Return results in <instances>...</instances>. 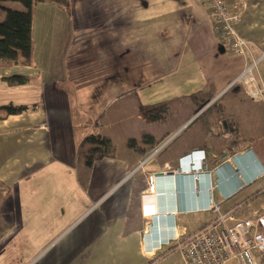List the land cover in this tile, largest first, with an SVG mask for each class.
I'll use <instances>...</instances> for the list:
<instances>
[{
    "label": "crops",
    "instance_id": "1",
    "mask_svg": "<svg viewBox=\"0 0 264 264\" xmlns=\"http://www.w3.org/2000/svg\"><path fill=\"white\" fill-rule=\"evenodd\" d=\"M227 3L240 14L242 55L221 43L203 0H72L67 52L49 45L37 62L31 34L33 64L0 65V104L34 105L0 111V264H170L180 260L175 237L214 217L211 201L234 209L233 220L264 211V91L253 98L236 82L255 61L264 84V0ZM42 38L58 39L48 29ZM14 73L32 79L8 85ZM160 75L174 79L164 99L202 90L209 102L186 95L190 103L168 102L162 120H146L136 83ZM91 132L114 153L86 166L77 147ZM143 133L157 147L172 138L154 154L128 145ZM195 149L206 168L178 171Z\"/></svg>",
    "mask_w": 264,
    "mask_h": 264
},
{
    "label": "built area",
    "instance_id": "2",
    "mask_svg": "<svg viewBox=\"0 0 264 264\" xmlns=\"http://www.w3.org/2000/svg\"><path fill=\"white\" fill-rule=\"evenodd\" d=\"M215 34L231 53L242 55L248 51L246 41L234 29L240 19L239 11H232L227 0H203ZM255 61L246 65L236 82L244 85L251 97L264 91L258 86L252 69ZM165 139L153 151H160L171 139ZM206 168V156L202 149H195L181 156L178 171L197 176ZM264 196V187L261 190ZM207 210L214 217L195 231L176 236L173 248L180 260L170 264H264V211L252 218L233 220V210L221 211L217 202L211 201ZM233 220L230 224L226 222Z\"/></svg>",
    "mask_w": 264,
    "mask_h": 264
},
{
    "label": "trees",
    "instance_id": "3",
    "mask_svg": "<svg viewBox=\"0 0 264 264\" xmlns=\"http://www.w3.org/2000/svg\"><path fill=\"white\" fill-rule=\"evenodd\" d=\"M2 1L0 0V4ZM24 6L23 9H14L4 7V16L0 20V65H22L30 66L32 59V39L31 22L32 8L38 2H52L57 7L65 10L68 16H71L72 0H20ZM26 73H14L4 77L8 85L16 86L27 83L31 80ZM191 101L197 105L209 102L210 96L205 91L199 90L187 95ZM170 99H163L152 103H141L138 105L139 112L148 121H160L168 113V102ZM34 105L7 103L0 106V111L6 115L19 114L30 109ZM1 118V115H0ZM145 144L142 146L140 144ZM134 138L128 140L130 147L137 148L138 151H149L157 147L154 138L147 133H143L140 141ZM114 153V146L109 137L97 132H91L83 137L77 147V156L81 157L86 166H91L94 162L105 157H110ZM145 184L134 185L132 191V201L137 196L139 190ZM173 246V245H172Z\"/></svg>",
    "mask_w": 264,
    "mask_h": 264
},
{
    "label": "rangeland",
    "instance_id": "4",
    "mask_svg": "<svg viewBox=\"0 0 264 264\" xmlns=\"http://www.w3.org/2000/svg\"><path fill=\"white\" fill-rule=\"evenodd\" d=\"M4 7L14 8V9H23L24 6L20 0H5L2 1L0 4V20L4 16ZM32 12V22L31 27H33L32 36L34 41L36 42V58L37 62L40 60V55H45L46 48L50 45V50L53 51V56L57 54V49L59 46H64V51L67 52L69 49V43H72V32H66L65 27H74L72 23V17L68 16L60 7H57L54 3L48 2V3H36L35 6L31 10ZM85 23H88L86 20V16L82 18ZM79 22L77 21L76 25L78 27ZM48 27V28H46ZM53 27V28H52ZM56 27V28H55ZM58 27H61V31ZM45 29H48V32L51 34V36L54 34L56 37H58L57 41L53 39L52 41H44L43 40V32ZM60 32V33H59ZM47 33V32H46ZM44 51V53H43ZM71 54H74L73 51L70 52ZM69 56V54H68ZM45 72V69H44ZM51 66L49 65L47 75L46 77H49V74H51ZM149 79L145 78L141 83V81H138L137 85V95H134L133 92L129 94V97H135V100L137 102L142 103H149V102H155L158 100H162L166 97L165 92H167L168 86L172 85V81L174 80L172 76H161L157 77L154 81H147ZM193 92V91H192ZM191 93V92H190ZM187 93L186 95H188ZM179 96L178 98H174L169 101L172 105H178L181 103H190V100L187 98V96ZM163 96V97H162ZM260 95L256 96L255 98L259 97ZM230 97V93L222 98L225 102V100ZM184 100H180V99ZM2 103L0 104V106ZM7 105V104H6Z\"/></svg>",
    "mask_w": 264,
    "mask_h": 264
},
{
    "label": "water",
    "instance_id": "5",
    "mask_svg": "<svg viewBox=\"0 0 264 264\" xmlns=\"http://www.w3.org/2000/svg\"><path fill=\"white\" fill-rule=\"evenodd\" d=\"M160 175H162V173H157V176H160Z\"/></svg>",
    "mask_w": 264,
    "mask_h": 264
}]
</instances>
